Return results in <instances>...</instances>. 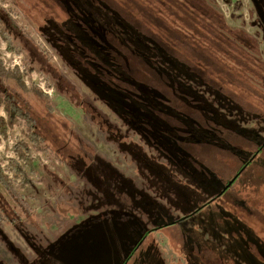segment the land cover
Here are the masks:
<instances>
[{
  "label": "rangeland",
  "instance_id": "1",
  "mask_svg": "<svg viewBox=\"0 0 264 264\" xmlns=\"http://www.w3.org/2000/svg\"><path fill=\"white\" fill-rule=\"evenodd\" d=\"M156 1L163 5L153 0H114L113 7L132 19L139 31L167 33L180 41L203 35L199 38L205 41L197 51L216 64L224 62L218 70L226 81L222 108H214L219 104L215 94L214 107L201 112L198 95L187 99L182 93H173L162 74L164 69L149 64L157 60L165 66V58L154 55L164 53L165 48L147 51L142 63L127 39L119 42L101 28L97 18L87 14L84 40L89 43L95 34L115 45L114 50L120 49L129 64L125 75L141 85L136 88L138 95L146 101L151 95L168 101H154L156 108L150 114L152 124L159 128V132L154 129L156 135L179 133L188 125L195 140L203 137L216 142L220 137L214 134V123L228 130L223 137L227 149L177 139L179 145L192 150L194 168L188 170L182 167V155L188 157L182 150L174 152L167 144L156 150L144 143L140 134L128 130L122 115L83 82L92 83L81 78L86 69L81 70L77 59L84 66V52L75 49L74 59L67 60V51L48 44L50 31L57 32L58 26L47 19L64 22L68 17L65 8L54 0H49L48 8L40 0H0L4 9L0 11V59L6 71L17 70L23 78L27 91L15 80L8 83L26 99L39 139L38 148L30 143L35 161L32 168H26L28 184L15 180L7 164L9 158H17L15 144L28 141L25 122L20 121L7 140H0V160L7 164L3 168L20 195L18 200L0 185V227L11 241L9 245L0 238V264H264V150L219 195L256 149L240 139L246 121L254 124L256 145L264 140V28L260 20L264 19V0ZM166 1L173 3L172 11ZM193 18L197 23L191 33L186 22ZM74 27L81 32L79 24ZM139 33L142 38L143 32ZM236 35L247 42L238 39L237 44ZM215 37L226 39L222 48L213 41ZM62 43L73 46L68 38ZM93 43L99 40L94 38ZM103 44L95 45L96 60L117 64L111 59L115 54L104 55L111 45ZM220 49L224 56L212 55ZM176 50V60L189 62L195 57L179 43ZM96 55L92 52L89 61L93 63L85 66L96 65ZM238 67L242 70L235 72ZM233 73L238 82L231 85ZM149 89L153 93L145 95L143 90ZM34 90L46 94L50 103ZM170 109L174 116L165 113ZM208 114L202 128L198 120ZM2 116L7 114L0 108ZM202 129L208 132L201 134ZM167 223L171 224L165 226Z\"/></svg>",
  "mask_w": 264,
  "mask_h": 264
},
{
  "label": "trees",
  "instance_id": "2",
  "mask_svg": "<svg viewBox=\"0 0 264 264\" xmlns=\"http://www.w3.org/2000/svg\"><path fill=\"white\" fill-rule=\"evenodd\" d=\"M40 1L44 5H46L47 8L49 7L50 5L49 0H40ZM153 1L156 4L161 3L159 5H163L162 4L163 1L161 2L160 1L158 2L156 0ZM171 1L175 2L174 0ZM54 2H56L58 6L63 7L67 10L68 17L64 22L61 23L56 22L54 18H48L47 21L51 23H57L58 32L62 34H66V32L71 31L73 34V40L76 42V47L80 48L85 55H86V49L91 50L96 55L95 52L96 50L95 51L93 50L95 45L104 47L103 42L107 45H111L108 40L102 41L95 34L92 35L91 31H89L90 34L92 35L91 41L88 43L84 40L83 26H84V22L87 25L88 21L87 19L84 20L83 16H86L87 14L90 17L97 18L100 21L101 28L103 30L106 29L115 37H117L119 42L124 41L123 39H127L131 44V47L134 46L136 50V55L139 56L142 63L146 62L145 58L147 59L146 56L147 54L145 53H147V51H153V50H159L161 48H165L164 53L161 51V53H156L154 55L157 56V54H159L161 55V58L164 57L166 60V65L164 66L162 65V63L160 64L157 60L154 61L150 60L151 63L149 64L153 65L154 67L164 69L162 74H164L163 76L165 77L168 86L173 89V93L176 94L182 93L184 96H186L187 99L188 97H190L191 94L198 95L197 105L200 108L201 112L204 110L207 111V109H209L210 112L211 108L214 107L212 96L215 94L219 96L217 99L219 101V104L218 107H214V108H222L220 107V104H222L220 103V101L222 100V96L224 97L222 86L226 84V81L223 80L222 75L219 76L218 70H221V63L224 62L222 61L220 64H216L214 61L208 60L204 56L201 50L197 51L198 45L202 44V42L205 41L204 39L199 38V36H203V35L195 34L189 37H183L180 41L179 38L174 37L173 35H168L167 33H162L160 35H157L156 33L154 34L149 33L147 30L145 32L142 30L139 31L137 28H135L132 25L133 20L126 18L125 15L119 11H118L117 21H115V18H112L111 20L109 14L106 12L108 9V4H104L103 0L102 1L75 0L71 5L67 3V0H54ZM131 2L133 3V0H131ZM98 3H101L103 7L101 12H98L96 6L94 8V12H95V16H94L91 12L87 11V7L89 9H92L93 6L97 5ZM166 4H171L170 6L168 5V10L172 11L171 6L173 3L166 1ZM70 6H73V9L72 8L68 9ZM1 9L2 8L0 7V11ZM202 19L204 18L202 17ZM260 20H261L262 28H264L262 24V21L264 19L260 18ZM68 21H73L76 24L77 23L81 24L82 27L81 32H73L70 29V27H66L65 24ZM0 22H3V17L1 12H0ZM171 22L174 25L177 21L175 20V22L173 21ZM178 23H181V21H178ZM196 23H197L196 18H193L189 23L186 22V24L189 25L191 28V33L196 27ZM201 23H203V21ZM139 32H143L142 33L143 39L140 37ZM207 36L208 38L210 37V35ZM64 38L67 37H64L62 35L59 39L62 41V39ZM94 38L99 40V43L94 44L93 43ZM236 39H237L236 41L237 44L240 43L239 40H241L242 42H247L246 40L243 41L240 35H236ZM50 40L53 42V39L51 37ZM213 41L214 42L218 41L217 43L220 44L219 48H222L221 46L225 43L226 39L215 37ZM178 43L183 46H186L187 48H190L192 50V55H194L195 57H191L189 62L188 60L185 62H182L181 60H176L174 55H176L177 52L176 45ZM113 46L115 45H111L109 49L106 48L107 52L104 51V55L110 58L113 54L116 53L118 55V58L113 57L111 59L117 62V64L108 61V59H104L101 62H98L97 61L98 58L96 55L94 61L96 65H92L88 67L82 79L89 78L92 83L88 84L87 82H85L86 85L90 86V88L98 95V98L104 104H106L111 110L121 114L126 122L138 126V129L136 130L146 138L144 139L151 146L155 147L154 149L160 150L159 147L163 146V144H167V146L173 147L171 148V150H174V152H176L178 149L182 150L183 154H188V157H183L182 155V161H183L182 167L188 170L193 169L194 166L191 164V160H190V158L192 157V152H191L192 150L190 147H182L177 143L176 141L178 139L177 132L168 133L166 134V136H159L154 133V129L157 132H159V128L155 124H152V117L150 114L151 110L153 108H156V103L154 101L156 100H161V101L163 100L166 102L168 101L159 95H155V96L151 95L149 98H147V101L141 98L136 92L137 85L141 87L140 83H138V81L135 78L128 77L125 75V72L127 70L125 65L129 67L128 62H124L126 56L121 54L120 49L116 48V50H114ZM183 53L185 57H187L186 56L188 55L187 52L184 51ZM213 53L214 54L212 55H216V56L225 55L224 49L215 50L213 51ZM206 54L208 53L206 52ZM87 55L89 56V54ZM239 70H242V68L241 69L239 67L236 68L235 72H238ZM238 76L242 78V76H240V72ZM9 80H15V82L21 85V90H26L21 74L17 70L13 72L6 71L0 59V108H3L7 114L6 117H0V140L1 137L4 140H7L9 138V132L13 131L20 121L25 122L26 126L28 127L27 129L28 141L19 140L15 144L13 149L17 158L8 159V170L14 174L13 177L15 180L20 179L22 183L28 184L30 183V177L26 171V168L27 167L32 168L35 161V159L31 156L30 143H33V145L38 148L39 139H38V135L35 132V125L32 119L29 117V113L27 112L26 109L28 105L25 104L27 102L26 99L24 98L22 92L21 93L18 92L16 88H14L8 83ZM237 82H238V77L236 78L233 73L231 76V85L236 84ZM143 91L145 92V95L149 93H153V90L151 89L143 90ZM34 92L35 93L37 92L36 93L37 96L47 101V103H50V99L46 97L47 96L46 94L38 90H34ZM200 103L202 106H204L205 109L201 107ZM142 111H144V113H142ZM165 113H167V115L169 116H174V112L172 111V109L166 110ZM208 120H209V114L204 120L200 119L198 120V122L200 126H203L204 123H206ZM182 122L185 125V122L184 121ZM219 123L222 124L223 121L219 120ZM251 123L252 122L246 121V128L241 127V133L239 134V136L241 141L244 142L245 144L249 142L250 144H253V146H255L256 149L251 155L252 158V156L260 149V147L264 145V140L259 145H256L257 142L253 139L252 136L258 134L255 133V129H252L254 124L252 123L251 125ZM212 124L215 126L214 123ZM141 126L142 128H144V130L140 129ZM186 126L187 129L189 130L190 126L188 125ZM223 129L224 127L222 129L216 127V129L214 130V134L220 137V139L217 140L219 142V145H221L223 149L225 148L227 149L226 142L223 139V133L219 131ZM205 130L204 132L207 133L208 131ZM188 135L189 136H187L185 139H187L186 141H188L189 145L193 143L205 144L207 142L203 137L201 138V140H195L190 137L192 134H188ZM261 135L264 136V133H261ZM151 140L156 141V143L152 142ZM237 146L242 147V145H237ZM231 148L236 149L237 147L231 146ZM251 158L247 160V162L238 170V172H240L242 168H244L246 165H249L256 159V157L254 160H251ZM21 161H23L24 163L21 164L20 163ZM3 164L4 162L0 160V185H2L5 189H7L9 193L13 195V197L20 200L19 199L20 195L16 191L13 185L14 181H12L11 178L8 175H6V171L3 168ZM204 168H206V166H204ZM238 172L235 174V176L238 174ZM170 224L171 223H167L165 224V226H168ZM147 234L148 232L146 233V235ZM7 237H8L7 234L0 227V238L4 242L10 245L11 241ZM134 251L135 250H133L132 254L134 253Z\"/></svg>",
  "mask_w": 264,
  "mask_h": 264
},
{
  "label": "crops",
  "instance_id": "3",
  "mask_svg": "<svg viewBox=\"0 0 264 264\" xmlns=\"http://www.w3.org/2000/svg\"><path fill=\"white\" fill-rule=\"evenodd\" d=\"M96 1H98V0H96ZM100 1H102V0H100ZM125 2L127 3V0H125ZM103 3L104 4H108V9H107V13L109 14V16H110V18H111V20H112V18H115V21H117V18H118V11H119V8L117 7H113V5H115V2H114V0H103ZM126 5V4H125ZM97 6V9L98 8H100V12H101V10H102V5H101V3H98L97 5H95V6H93V8L92 9H89L88 7H87V11H89V12H91L94 16H95V12H94V8ZM70 8H72L73 9V6H70L68 9H70ZM93 11V12H92ZM83 18H84V20L86 19V16H83ZM75 22H73V21H68V22H66V27H68V24H70V29L73 31V32H78L77 30H76V28L74 27L75 25H76V23L74 24ZM57 26H58V24L57 23H55ZM77 24H79V23H77ZM80 26H81V24H79ZM84 27L85 26H83V30H84ZM82 28V27H81ZM64 36V37H67L68 39H69V41H71L72 43H73V46H65L63 43H62V41L64 40V39H62V41L59 39L61 36ZM85 33H84V38H85ZM50 37L53 39V42L50 40V38L48 37V44H50L51 45V47H53L54 49H56V50H59V51H63V50H65V51H67V55L65 56L64 55V58H66L67 60H73L74 58H73V56H74V53H75V49H80V48H77L76 47V42L73 40V34H72V32L71 31H69V32H66V34H62V33H60V32H52V31H50ZM52 48V49H53ZM86 49V48H85ZM96 50V46H94V48H93V50ZM81 50V49H80ZM94 50V51H95ZM90 51V52H89ZM97 51V50H96ZM95 51V52H96ZM77 53V52H76ZM87 54H89V56L87 55ZM68 56V57H67ZM93 58L92 57V51L91 50H87L86 49V55H85V58H86V60H84L85 61V65H86V63H87V65H89V64H91V63H93V62H90L89 61V58ZM78 60V63H79V65L81 66L80 68H81V70H84V69H88V67L87 66H83V64H84V62L83 61H81L80 59H77ZM84 73H85V71H82V76H81V78L84 76ZM83 80V79H82ZM84 83H85V81H83ZM86 84V83H85ZM2 117H5V116H2ZM136 129H138V126H136V125H132V124H128V130L129 131H135V132H137L138 134H140L141 135V133L140 132H138ZM140 129H142L141 127H140ZM142 130H144V128L142 129ZM142 136V135H141ZM145 137L144 136H142V138H141V140L144 142V143H148L145 139H144ZM147 145V144H146ZM150 145V144H149ZM135 146L134 145H130V146H128V145H125L124 146V148H134Z\"/></svg>",
  "mask_w": 264,
  "mask_h": 264
},
{
  "label": "flooded vegetation",
  "instance_id": "4",
  "mask_svg": "<svg viewBox=\"0 0 264 264\" xmlns=\"http://www.w3.org/2000/svg\"><path fill=\"white\" fill-rule=\"evenodd\" d=\"M98 10V12H100V8H98L97 9ZM113 57H117V54L115 53V55L113 56ZM213 125V124H212ZM202 127V126H201ZM210 128H212V126H209ZM203 128V127H202ZM213 128H214V130L216 129V127L213 125ZM184 130H186L187 131V135H186V133L184 132ZM213 130V131H214ZM220 132H222L223 133V137H225V136H228V130H219ZM202 132H204V130L202 129ZM188 134H189V130L187 129V126L185 125L184 126V128H181L180 130H179V133H178V140H180V141H184V140H187V139H185L187 136H188ZM192 137L195 139V135L193 134L192 135ZM205 144H207V145H209L210 147H213V148H218V149H223L222 147H221V145H219V142L218 141H216V142H212L210 139H208V141L205 143ZM232 145H235V144H232ZM226 149V148H225ZM225 149H223V150H225ZM262 150H264V145L262 146V147H260V149L252 156V158H251V160H254L255 159V157H257L258 156V154H260L261 152H262ZM246 167H247V165L244 167V168H242L241 170H240V172H238V174L235 176V177H233V183L235 182V180L239 177V176H241V174L244 172V170L246 169ZM231 180V181H232ZM230 181V182H231ZM229 182V183H230ZM232 183V184H233ZM228 184V183H227ZM229 185V184H228ZM227 185V186H228ZM231 186V185H230ZM229 186V187H230ZM228 187V188H229ZM228 188H226L225 190L223 189L222 190V192L219 194V195H222L223 193H225L226 191H227V189ZM147 233V232H146ZM146 233H145V235H144V237H146L147 235H146ZM136 249L137 248H135L134 250L136 251ZM135 251H134V253H135ZM133 252V251H132ZM132 252H131V254H130V256H129V258H131L132 257V255L134 254H132ZM128 258V259H129Z\"/></svg>",
  "mask_w": 264,
  "mask_h": 264
},
{
  "label": "built area",
  "instance_id": "5",
  "mask_svg": "<svg viewBox=\"0 0 264 264\" xmlns=\"http://www.w3.org/2000/svg\"><path fill=\"white\" fill-rule=\"evenodd\" d=\"M2 59H3V57H2ZM16 63H17V61H15ZM19 63H17V65H18ZM7 164H8V162H7ZM7 164H3V167L5 166V165H7ZM4 168H6V167H4Z\"/></svg>",
  "mask_w": 264,
  "mask_h": 264
},
{
  "label": "water",
  "instance_id": "6",
  "mask_svg": "<svg viewBox=\"0 0 264 264\" xmlns=\"http://www.w3.org/2000/svg\"><path fill=\"white\" fill-rule=\"evenodd\" d=\"M232 183H233V180L229 183V185L226 188H228L230 185H232Z\"/></svg>",
  "mask_w": 264,
  "mask_h": 264
}]
</instances>
